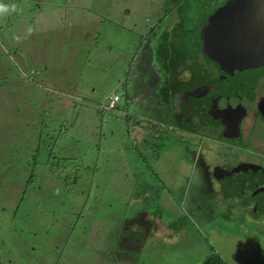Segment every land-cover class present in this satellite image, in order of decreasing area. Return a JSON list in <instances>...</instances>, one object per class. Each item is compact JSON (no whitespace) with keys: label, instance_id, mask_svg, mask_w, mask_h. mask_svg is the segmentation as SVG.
Returning <instances> with one entry per match:
<instances>
[{"label":"rangeland","instance_id":"1","mask_svg":"<svg viewBox=\"0 0 264 264\" xmlns=\"http://www.w3.org/2000/svg\"><path fill=\"white\" fill-rule=\"evenodd\" d=\"M153 2L0 0L4 5L0 6L1 12H15L7 17L0 15V40L6 46L0 47V264H133L144 250L141 259L152 264L155 259L168 262L164 264H199L206 259L207 244H200L198 248L195 241L183 239L196 232L194 223L181 224L180 236L176 235V230L168 231V225L157 230V217L161 213L197 222H201L200 218L205 222L226 218L228 209L224 211V205L219 207L214 200H207L216 189L207 186L203 162L197 165L184 202L182 197L181 202L172 200L167 185L158 176V182L148 185L145 194L153 195L148 207L160 196V188L164 187L165 192L160 198L161 204H155L151 214L146 205L143 210H134L137 216L155 217L156 221L154 231L153 225H144L138 236V249L131 258L124 257L131 251L121 243L120 227L114 222L123 218L127 210L128 216L131 214L127 204L134 189L133 182L139 186L138 190H143L145 184L144 176H140L145 172L137 171L140 174L137 175L134 170L118 164L122 160L119 157L122 145L129 144L124 148L129 155L128 146L132 148L133 142L137 146L134 155L141 151L145 161H154L157 153L161 156L174 142H179L173 138L171 130L163 132L158 124L153 129L150 122L134 120V114L123 119L124 115L116 112L130 109L124 96L131 98L133 94L130 91L133 82L127 79L125 71L130 69L137 51L127 47L131 45V37L137 34H127V28L134 29L137 25L133 22H138L145 30L140 36L146 37L168 13L165 2ZM23 5L25 9L20 8ZM201 5V0H191L188 15L192 23L199 20ZM145 11H157V16L148 13L147 17L133 18L126 14ZM23 16L31 21L27 26L26 23L20 25L19 19ZM53 28L62 34L53 36ZM33 29L41 35L36 38L33 35L16 44L12 42L16 35L28 34ZM192 66L189 64L186 71L196 72ZM50 67L56 70L49 73ZM19 68L34 75L26 76ZM64 87L65 92L59 95L57 89ZM115 94L121 100L111 111L116 115L108 116L105 111L110 108L106 107L110 106V97ZM131 100L134 103L133 98L128 101ZM221 113L230 117L229 112ZM165 116L172 115L168 116L166 110ZM251 123L252 118L247 121V127ZM109 131L111 139L102 141ZM82 133L83 142L77 139ZM162 133L170 136L169 141L164 136L156 137ZM199 133L203 143L208 144V129L201 128ZM189 140L196 142L192 138ZM107 145L111 146V156L104 150ZM228 153L233 152L229 150ZM227 160L228 156L225 162ZM127 161L132 167L129 156ZM91 182L94 187L96 184L92 192ZM115 183L119 186H113ZM232 209L234 218L243 221V233L231 239L239 241L242 237L239 252L244 264H257L264 250V219L254 217L264 212ZM78 221L77 227L85 231L76 236L73 233ZM91 222L95 226H91ZM154 236L163 245L171 241V246L153 254L155 243L149 240ZM177 237L178 241L183 239L179 248H176ZM201 238L205 242L203 236ZM101 244L105 247H100ZM169 247L173 249L171 252H168ZM233 262L241 264L237 259Z\"/></svg>","mask_w":264,"mask_h":264},{"label":"flooded vegetation","instance_id":"2","mask_svg":"<svg viewBox=\"0 0 264 264\" xmlns=\"http://www.w3.org/2000/svg\"><path fill=\"white\" fill-rule=\"evenodd\" d=\"M159 1L165 2L168 13L155 29L150 30L136 51H154L155 57L141 62L138 60L135 67L146 72L143 78L155 97L152 101L154 112L140 110L145 113L144 118L136 119L145 120L147 124L150 122L153 129L158 124L163 127V132L164 129L167 132L171 130L173 137L188 144L197 153L195 171L199 162L205 163L207 186L216 189L207 200L212 199L226 209L236 207L264 212L259 208L264 207V73L254 82L248 79L245 83L244 79L222 71L214 60L216 51L212 48L223 50L226 47L223 42L212 37L201 42L202 31L209 19L217 16L225 5L234 0H201V15L194 23L188 15L191 0H154L153 3ZM246 10L252 9L239 11ZM148 13H156L157 16V11L140 12L139 15L147 17ZM126 14L134 18L131 13ZM222 23L214 26L213 33H229L240 25H235L233 17L223 18ZM191 30L196 31L197 37L190 36ZM151 39H155V43H150ZM199 43L204 46L205 56L197 52ZM135 55L127 71V79L133 82V92L141 90L131 74ZM189 64H193L197 71L187 72ZM172 78L178 79L175 85L184 84V87L179 94L168 98L166 87ZM245 85L249 87V94L242 89ZM196 92L198 98L186 99L187 93ZM179 95L183 98L177 104ZM166 110L168 116L169 113L172 115L170 118L165 116ZM221 112H229L230 117ZM250 118L252 123L247 127ZM201 128L209 131L208 144L201 139ZM229 150L233 153H228ZM258 214H253L256 215L254 218L264 219V213Z\"/></svg>","mask_w":264,"mask_h":264},{"label":"crops","instance_id":"3","mask_svg":"<svg viewBox=\"0 0 264 264\" xmlns=\"http://www.w3.org/2000/svg\"><path fill=\"white\" fill-rule=\"evenodd\" d=\"M0 6H4L2 3H0ZM7 7V6H6ZM24 5L20 8H23ZM15 12L12 11H0V15L1 17H7L10 16L12 14H14ZM134 15V18H140L139 13L136 14H132ZM38 18H41V15H37ZM35 20V19H34ZM33 20V22H35ZM19 22L22 24L23 23H30L31 21L29 20L28 17H21L19 19ZM136 25L138 26V22H135ZM21 25V24H20ZM71 25L73 26V23H71ZM135 26L134 29L130 30V27L127 28V34L129 33H135L137 34L136 36H132L131 37V42H130V46H128L127 48H133L135 50L138 49L139 44L142 45V42L144 40L145 37H141L140 34L142 32H144L145 30L143 29V27L141 26ZM32 31V30H31ZM141 31V32H139ZM30 33H34L35 38L39 37V35H41V33H35V31H32ZM62 34V32H60L58 29L53 28V36L58 37ZM21 35V33H20ZM128 38V37H127ZM14 40V38H13ZM150 43H155V39H151L149 41ZM54 44L51 42V45ZM150 44V45H152ZM140 45V46H141ZM55 48H59V50H61V47H56L54 45ZM135 63H134V69L132 71V79L133 77L136 78V82H138V85L141 86V90L133 92L132 90L131 93L134 103L133 101H128L126 102L127 104V108H130L129 110L127 109H123V110H117V115H121L122 114L124 116V118L127 117V115L129 114L131 116V114H134V120L137 117L140 118H144V112H139L141 111H148V112H154V108L152 107L153 103L152 101H154V94L152 92V90L149 88L148 82L147 80H145L143 78L144 74L143 71H139L136 70L135 67L137 65L138 60L141 62L142 60H152L155 57V52L152 51H146V52H142L139 49L138 53H135ZM48 68V67H47ZM56 70L53 69L52 67H50L49 69V73H51V71ZM127 73V69L125 71V74ZM124 74V76H125ZM47 86L48 85L47 83ZM54 86V83H53ZM60 91L59 95H63V92H65L66 88H60L57 89ZM67 94V92H66ZM67 96H69L67 94ZM111 98V97H110ZM102 102V105H104ZM110 103H111V99H110ZM87 108H91V107H87ZM106 108H110L109 111H105V113L108 116L111 115H116V114H112L111 111L114 109H111V106L106 107ZM160 114V111L157 113V115ZM141 121V120H140ZM156 137H160L163 138L162 134H157ZM108 139H111V131H109L107 133V135L105 136L104 140L102 141H107ZM77 139H81V142L84 141L83 139V133L77 137ZM164 139L167 140V136H164ZM179 140V139H178ZM169 141V140H167ZM131 142V141H130ZM127 145H129L127 142H125L122 147V155H119L120 159H122L121 161H119L118 164H120V167H124L126 169H128L129 171L134 170L135 173L137 175H140L139 172L137 173V171L140 172H145V174L140 175V176H144V186L142 187L143 190H138L139 186H137L135 184V182L133 183L134 185V189H132L131 195H130V202L129 204H127V208L129 205V208L132 210L130 216L129 215V211H126V215L119 219L117 222L116 220L114 221L116 224L119 225L120 227V231H119V239L121 240V243H123L124 245H126L129 249V253H126L124 255V257L126 259L131 258V256H133L137 249H138V236L141 235V232L144 228V225L150 224V226L153 225L152 230L154 231V225H155V217L149 219V218H144L142 216H137L136 213H134L135 211H140L143 210L146 207L148 208L150 214L153 211V206L155 204H158L157 206H159L161 204V196L163 197V193L165 192L164 187L161 189L160 188V196L158 198L155 199V203L152 204V207H148V200L153 199V195L150 193H146V191L148 190L150 183L155 181L158 182L156 180V177L158 176V178L162 179L163 183H165L167 185V188L169 190V193L171 195V199L172 200H177L180 201V197H182L183 202L185 201V198L189 192V186L191 184V181L193 179L194 176V172H195V164H196V160H197V153L188 145L185 143H182L181 140H179V142H174L171 147L167 150L163 151V155L159 156L160 153L158 154V157H156V159L154 161H145L144 157H141V151H138L136 153V155H134L133 153L135 152V150L137 149V146L135 145V143L131 142L132 148H129L128 146V150H130L129 155H127L124 151V148L127 147ZM104 150L108 153V156H111V146H104ZM128 156L130 157V159H132V167L131 164L129 163V161H127ZM104 165H107V161L105 163H103ZM151 170H153L154 172H152ZM122 171V170H121ZM96 172V171H95ZM124 176H129V175H124ZM110 181H112L110 179ZM117 182H119V180H117ZM153 185V184H152ZM113 186L118 187L119 185L117 183H115ZM90 192L95 191L96 190V184L94 187V182H91V185L89 187ZM145 194V195H144ZM145 200V201H144ZM158 202V203H157ZM134 208V209H133ZM229 212L230 215H226L224 217V219H208L207 222H205L202 218H200L199 220L201 222H197V220H192L190 218H182L180 219H175L173 217L168 216H164L163 213H161L160 217H157V230L159 228H162V226L164 225H168L169 229H167L168 231H174L176 230V235L180 236V231L183 230L182 228H180L181 226V221L182 223H184L185 221L190 222L191 224L194 223L195 228L194 231L196 230V232H194L190 238L189 235L183 237V239H188L187 241H195L196 243H198V248L200 246V244H202V246H206L207 244V254H206V259L208 257H210L213 254H218L220 255L221 258H223L227 263L229 264H234L233 259H237L240 261L241 264H244L245 261L243 260V257L240 255L239 252V244L243 243V239L241 237V239L238 241V239L236 240H232V237H239V233H243V227H242V220H236L234 218L233 214V209L230 208V210H226ZM89 213H91V210L89 209ZM87 214V213H86ZM88 218V216H87ZM80 221L77 222L75 228H74V235L79 236L81 235L85 229L82 228H78L77 225L79 224ZM99 223L102 224V220H99ZM129 225V226H128ZM91 226H95L94 223L91 222ZM90 226V227H91ZM124 230V233L122 235V231ZM246 233L244 234V238L246 237ZM201 236H203V239L205 242H202V238ZM252 236V235H251ZM171 237H173V234L171 235ZM253 237H257V236H253ZM252 237V238H253ZM182 239V240H183ZM182 240L178 241V237H177V242L176 244H178V246L176 248H179V244L182 243ZM101 241V239L99 240ZM149 242L151 244H154L155 250L152 251L153 254H156L157 252H163V249L165 246H171V241H167L166 244L163 245L162 241H160V239L156 236H154L151 240H149ZM100 247H104L102 244L100 245ZM114 250V252H116V249H112ZM173 249L172 247H169L168 252H171ZM145 251V250H144ZM140 252L139 257H138V261L134 262L133 264H140V263H144V264H152L150 263L148 260H144L141 259L142 253L144 252ZM118 253V252H117ZM206 259H202L200 261L199 264H204V262L206 261ZM145 261V262H144ZM154 264H164V263H168V262H159L156 259L154 260ZM171 264V263H170ZM257 264H264V250L261 251V254L258 258V263Z\"/></svg>","mask_w":264,"mask_h":264},{"label":"water","instance_id":"4","mask_svg":"<svg viewBox=\"0 0 264 264\" xmlns=\"http://www.w3.org/2000/svg\"><path fill=\"white\" fill-rule=\"evenodd\" d=\"M241 9H252L240 12ZM238 11V14H230ZM242 13V14H241ZM233 17L238 28H232L229 33H213L216 24H223L222 19ZM221 26V25H220ZM203 40L207 37L223 42L226 46L223 50L212 48L216 51V58L219 67L225 73H232L238 79H244L245 83L255 81L264 73V0H234L225 5L217 16L209 19L202 31ZM232 41V42H231ZM215 56V55H214ZM243 91L249 94V87L243 86ZM189 97L198 98L196 93H187ZM179 97V103H180ZM178 103V104H179Z\"/></svg>","mask_w":264,"mask_h":264},{"label":"trees","instance_id":"5","mask_svg":"<svg viewBox=\"0 0 264 264\" xmlns=\"http://www.w3.org/2000/svg\"><path fill=\"white\" fill-rule=\"evenodd\" d=\"M31 23V22H30ZM29 23V24H30ZM22 24V22L20 23ZM28 25V23H26V26ZM32 31H35L34 29ZM31 31V32H32ZM35 33H38V31H35ZM190 36L193 38V37H197V34H196V31L194 30H191L190 32ZM34 33H28V34H25L24 32L21 34V35H16L14 37V40L12 42H15L16 43H19L22 39H27L28 37L30 38L31 36H33ZM204 40L202 39L201 42H203ZM204 43V42H203ZM0 47H6L5 46V43L0 40ZM197 52L200 53L202 56H205V51H204V46L203 44H198L197 46ZM18 55L21 54L19 51H17ZM189 80V79H188ZM178 82V79L176 78H172L170 83H168L167 87H166V92L168 94V98L170 97H173L176 95V93H180L184 87V84H181V85H175V83ZM172 93V94H171ZM126 99L125 101L128 102V100H130L131 98L129 97V95H125L124 96ZM180 97V95H179ZM166 98H167V95H166ZM178 100V98H177ZM127 106V104H126ZM181 224L182 221H181ZM105 247V246H104ZM259 251H261V248L259 249ZM204 264H229L227 263L223 258L220 257V255L218 254H213L211 255L210 257H208L206 259V261L204 262Z\"/></svg>","mask_w":264,"mask_h":264},{"label":"clouds","instance_id":"6","mask_svg":"<svg viewBox=\"0 0 264 264\" xmlns=\"http://www.w3.org/2000/svg\"><path fill=\"white\" fill-rule=\"evenodd\" d=\"M18 70H20V72L21 73H24L26 76H29V77H32L33 75H34V73H29V71L27 70V69H25V68H19ZM41 72V71H40ZM41 73H39V75H40ZM115 95H118V94H115ZM114 96V95H113ZM121 98V97H120ZM111 99V98H110ZM121 100V99H120ZM111 102H112V99H111ZM118 103V102H117ZM116 103V104H117ZM116 104H114V105H111V103H110V106H111V109H114L115 108V106H116ZM162 135L164 136L165 134L164 133H162ZM167 136V138H170V136H168V135H166ZM173 138H175L176 139V137H173ZM152 172H154L153 170H151ZM134 183V182H133ZM220 207V206H219ZM218 207V208H219ZM225 209L226 208H223V210L225 211ZM232 209V208H231ZM229 210H230V208H229ZM228 215H230L229 214V212L228 211H225Z\"/></svg>","mask_w":264,"mask_h":264},{"label":"built area","instance_id":"7","mask_svg":"<svg viewBox=\"0 0 264 264\" xmlns=\"http://www.w3.org/2000/svg\"><path fill=\"white\" fill-rule=\"evenodd\" d=\"M111 99H112L111 105H114L117 102H119L121 98H120L119 95H114V96L111 97Z\"/></svg>","mask_w":264,"mask_h":264}]
</instances>
